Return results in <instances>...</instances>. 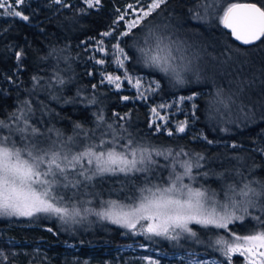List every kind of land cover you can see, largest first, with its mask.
<instances>
[{
	"label": "trees",
	"instance_id": "1",
	"mask_svg": "<svg viewBox=\"0 0 264 264\" xmlns=\"http://www.w3.org/2000/svg\"><path fill=\"white\" fill-rule=\"evenodd\" d=\"M149 1L101 0L93 8L84 0H63L70 7L52 0H24L21 5H11L12 11H22L28 21L9 16L8 7L0 9V120L17 130L23 121L12 118L23 112L28 123L46 133L43 147L68 144L69 138L78 135L80 143H70L77 149L101 138L111 140L115 133L118 144L131 140L145 147L183 151L200 165L192 170L196 184L218 198L227 199L229 185L251 182L259 190L264 186V38L250 46L240 45L217 17L228 4L250 1L264 6V0H216L215 8L207 13L204 0H166L133 28L131 35L123 36L126 27L121 13L129 11V5L144 6ZM105 32L112 35L104 36ZM158 36L171 46L193 42L212 52L225 48V58L231 57L227 71L220 67L217 73L203 72L208 76L204 79L188 72L183 74L184 82L177 83L142 59L140 50L154 47ZM98 41H103L106 55L94 49ZM116 43L131 57L126 62L128 70L158 82L146 99L104 81L102 70L119 72L110 53ZM234 49L237 56L231 51ZM17 52L22 53L19 60ZM224 75L236 79L218 82L217 78ZM190 96L195 98L183 103L192 113L185 131L171 127L172 135H168L165 129L158 130L152 121V106L172 100L176 104L179 97ZM11 128L0 127V136H8ZM23 135L15 140L17 146L27 143ZM29 139L36 143L31 136ZM159 173H105L76 188L60 189L68 206L92 210L88 213L90 222H65L45 213L31 218L0 216V264H133L134 257H157L163 260L160 264H180L168 256L183 252L218 257L228 264L218 251L216 239L264 230V223L253 218L259 215L264 220L259 207L250 208L242 222H233L228 229L193 223L189 227L196 237L185 233L179 240L137 234L93 213L96 208L107 207L109 201H135L144 187V177L157 184ZM260 200L264 202V197ZM133 243L149 249L121 253L124 246ZM24 250L39 251L40 261L28 263ZM232 261L243 264L241 256H234Z\"/></svg>",
	"mask_w": 264,
	"mask_h": 264
},
{
	"label": "snow or ice",
	"instance_id": "2",
	"mask_svg": "<svg viewBox=\"0 0 264 264\" xmlns=\"http://www.w3.org/2000/svg\"><path fill=\"white\" fill-rule=\"evenodd\" d=\"M52 2L61 4L63 7H70L63 3V0H52ZM84 2L89 8H93L99 6L101 0H84ZM14 3L18 6L23 4L24 0H14ZM164 3L166 0H150L146 8H141L137 12V18L128 23V31L122 35H131L133 28L138 27L141 21L152 15ZM204 3L207 13L209 9L215 8L216 0H204ZM5 7H9V0H0V9ZM128 7L132 8V5ZM220 13L217 17L219 23L229 29L232 36L242 44L251 45L264 38V6L256 3H231L220 9ZM8 15L23 21L29 20L22 11H12L11 7H9ZM124 15L121 13V20ZM197 15L199 16V13ZM103 35L110 36L112 33L105 32ZM98 43L102 45L103 41ZM114 49L113 55L122 57L117 59L116 63L118 67L123 68L124 61L131 57L119 43L114 45ZM98 50L104 51L103 47ZM140 51L147 66L171 76L177 83L184 82L183 72L187 71V68H181L175 63L177 57L173 55L171 45L164 43V37H156L154 47H149L147 51L144 49ZM21 55V52L16 53L17 60ZM97 63H104V61L98 60ZM124 75L131 82V77H128L127 73ZM105 78L117 88L120 87V76L109 75ZM33 79L36 80L35 77ZM58 82L63 83L62 80ZM134 86L139 88L138 79ZM194 98V96L188 97V99ZM152 111L155 113L156 109ZM12 119L15 122L23 121V126L17 130L25 134L22 139L27 143L17 146L14 141H11L10 136H0V216L32 217L38 213H45L55 215L65 222L75 221L76 217L82 216L81 210L64 203L65 196L60 189L76 188L86 181H91L94 176L105 173L113 175L147 173L151 171L149 165L154 163L153 150L146 147H134L131 140L126 144H118L115 133L111 140L101 138L98 142H89L76 153H71L70 149L66 150V145H61L60 148L40 147L38 143H33L29 139L30 136L41 135L39 129L28 123L24 113L14 115ZM99 119L103 120L102 117ZM160 119L163 120L164 117ZM0 127L11 128L12 124H6L0 120ZM76 127L79 128L80 125ZM111 127L109 125V128ZM184 130V125L177 128L178 132ZM168 135H172V132L169 131ZM71 142L72 138H69V143ZM261 151L264 152V149ZM162 154L156 151V155ZM168 155H171V152ZM181 167L184 169L183 174H170L166 184H154L145 176L138 203L133 204L127 211L124 210L125 206L119 205L117 201H109L108 209L95 214L130 230L136 229L139 224L140 231L137 234L179 240L185 233L196 237L197 233L189 227L190 224L195 223L204 228L228 229L233 222H242L250 208L259 207L264 211V202L260 200L264 197V186L258 190L252 186L251 182L243 183L242 186L229 185L226 193L227 202H218L214 192H210L203 186L193 187L191 184L184 183L185 177L190 180L195 179L192 176L191 163L185 161ZM197 167L200 165L197 164ZM203 175L206 176L207 173ZM84 211L92 210L86 208ZM238 212L240 215L237 214ZM253 218L264 223L259 215ZM141 221L146 223L141 224ZM215 244L229 260L232 254L238 252L246 257L248 264H264V230L242 237L236 236L231 241L221 237L216 239ZM149 264H156V262L149 261ZM189 264L193 262L189 261Z\"/></svg>",
	"mask_w": 264,
	"mask_h": 264
},
{
	"label": "rangeland",
	"instance_id": "3",
	"mask_svg": "<svg viewBox=\"0 0 264 264\" xmlns=\"http://www.w3.org/2000/svg\"><path fill=\"white\" fill-rule=\"evenodd\" d=\"M150 3V1H149ZM148 3V4H149ZM15 4L14 0H9V7H11V5ZM138 5V4H133L132 8H129V11H127L126 13H124V22H125V27H126V31H128V23H130L131 21L135 20L137 18V12H139V10L141 8H146L147 5ZM8 7V8H9ZM99 42V41H98ZM96 43L94 45V49L99 52L101 55H106L107 54V50H105L104 45H100L99 43ZM184 42V40L182 41V43ZM224 45V44H222ZM103 47L104 51H99L98 49ZM121 47V46H120ZM172 50H173V55L177 57L175 63L180 65L181 68L186 67L187 71H184V73H188L190 76H194V78H207V74L206 75H202L203 72L207 73L208 71L211 73H217L218 69L220 67H222V72L227 71L225 67L226 64H228V61L231 59L230 56H228V52H226L227 56L229 58L228 61L224 56V52L226 51V49H220L219 52H216L213 50L209 51L205 48H200L198 47L196 44H194L193 42H186L185 44L179 46V45H174L171 46ZM124 49V48H123ZM125 50V49H124ZM232 53H234L236 56L238 54V50H231ZM115 52V49L113 47L111 53V57L112 60L114 62V66L119 69V72L117 71V73H109V72H105L104 70H102V77L104 79L105 82H107L108 84L112 85L113 87H115L116 89H125V90H129V91H135L138 95L137 98L141 99V98H147L149 96V94H151L154 90H156V87L159 86L158 82L149 77L147 74L144 73H133L130 70L127 69L126 67V62L129 60H125L124 61V67L120 68L118 67L116 61L117 59H120L122 57H119L118 55H113V53ZM126 52V50H125ZM127 53V52H126ZM222 53V54H220ZM237 58V57H236ZM102 66L104 65V63H100ZM125 73H127L128 77H131V82H129L128 79L125 78ZM229 74V73H226ZM120 76L121 77V82H120V87L117 88L115 86V84L109 83L108 80L105 78L107 76ZM234 77V78H233ZM236 79L235 76H231V77H218L217 81L223 83V81L227 82L230 81V83L232 82L233 79ZM140 81V86L139 88H137L135 85V81L136 80ZM142 94V95H141ZM182 97H179L178 101L175 104V100H172L170 102H160L157 103L156 105L152 106L151 108V117H152V121L155 124L156 128L158 130L160 129H165L167 132L171 131V127L175 129L178 128V126L180 125H184V127L186 128V120L188 118L191 117V112L189 111V108H184L183 107V103L184 101H191L192 99H188V97H183L184 99H181ZM161 105H164V107H161ZM152 109H156V112L153 113ZM178 115H182L181 118H178ZM160 117H164V119H160ZM170 123V124H169ZM170 126V127H169ZM176 131V130H175ZM185 131V130H184ZM183 131V132H184ZM10 136L11 141H14L19 138L20 133L19 131H17L15 128L14 129H10V131H8ZM39 133L41 135H36V136H31L33 138V140H35L36 143H38V146H42L44 143L47 144V140H46V136L39 130ZM19 135V136H18ZM72 142L71 144L77 145L80 142V138L79 136H72ZM39 138H42V140H39ZM99 141V140H98ZM97 141V142H98ZM133 143V142H132ZM69 142L68 144H58L57 147L55 148H60L61 145H66V150L70 149L71 153H76L79 152L80 150H82L86 145H84L81 148H77V149H73L70 145ZM54 146V145H53ZM52 146V147H53ZM134 147H145V146H141L138 144H134ZM43 147V146H42ZM45 147H51V146H45ZM109 147V146H107ZM149 148L151 150H153V155H152V159L154 161L153 164L149 165L151 171L153 170L156 172L158 170H160L161 173H159V179L160 181L157 184H166L169 179H170V174L171 175H175L177 173L179 174H183V167H181V164L185 161L191 163L192 165V170L194 167H196L197 165V160L194 157H190V156H186L184 155L183 151H170V150H161L159 148H154V147H146ZM119 150V149H117ZM156 151H159L161 153H163L162 155H156ZM171 152V155H168V153ZM173 165L175 167H173ZM144 173V172H141ZM193 176V174H192ZM194 177V176H193ZM184 183H188L191 184L193 187H199V185L196 184L195 179L190 180L188 177H185L184 179ZM211 192V191H210ZM216 194V193H215ZM140 197V196H139ZM139 197H137V199L133 202H128V203H118L119 205H123L124 210L127 211L129 207H131L133 204L138 203V199ZM215 199L218 202H225V200H227L226 198H218L215 196ZM92 203V202H91ZM69 207H73L72 205H69ZM76 207V206H75ZM109 205L107 207H103V208H96L93 210V213H97V212H103L106 209H108ZM77 208H79L81 210V217H76V222L79 223H86V222H90L92 220L90 214H88L89 212H85L84 209H86L85 207L81 206V205H77ZM88 209V208H87ZM119 210V209H117ZM39 214V213H38ZM238 215H240V213H237ZM37 215V214H36ZM35 216V215H34ZM98 216V215H96ZM24 217V216H22ZM33 217V216H32ZM100 218H102L101 216H99ZM31 218V217H29ZM104 219V218H103ZM107 221H110L108 219H105ZM111 222V221H110ZM145 221H141V224H145ZM118 225V224H117ZM191 225V224H190ZM189 225V226H190ZM134 233H138L140 231V225H137V228L132 230ZM236 236H245V235H230L228 238H226L227 240L231 241L234 240ZM165 238V237H163ZM140 249H149L147 245L145 244H140V243H133L130 246H124L123 249L121 250V253L126 251H139ZM222 256L228 260V264H234V262L232 261V258L234 256H241L238 252L235 254L231 255V260H229L227 257H225L223 255V252L221 250H218ZM38 253L39 251H27L24 250V255L26 256V258L28 259V263H31V261L33 260H37L40 261L38 259ZM166 253H161V255H165ZM42 257V256H41ZM242 260H243V264H248V260L246 259L245 256H241ZM168 258H174L176 259L180 264H184L187 263L189 264V261H192L193 264H224V262L218 258V257H209L208 255L199 253V252H183V253H176V254H172L170 256H168ZM46 261V260H45ZM43 261V262H45ZM149 261H155L156 264H160V262H163V260L157 258V257H143V258H138V257H134L132 259V263L133 264H149Z\"/></svg>",
	"mask_w": 264,
	"mask_h": 264
},
{
	"label": "water",
	"instance_id": "4",
	"mask_svg": "<svg viewBox=\"0 0 264 264\" xmlns=\"http://www.w3.org/2000/svg\"><path fill=\"white\" fill-rule=\"evenodd\" d=\"M236 3H256V2H250V1H240V2H236ZM256 4H258V3H256ZM259 5V4H258ZM222 25V24H221ZM222 27H223V25H222ZM223 29L225 30V31H227L228 33H230V35L232 36V34H231V32H230V30L229 29H226V28H224L223 27ZM232 38L237 42V43H239L240 45H243V46H250V45H244V44H242L240 41H237L235 38H234V36H232ZM260 41V40H259ZM258 41H256L255 43H257ZM254 43V44H255ZM251 45H253V44H251Z\"/></svg>",
	"mask_w": 264,
	"mask_h": 264
}]
</instances>
